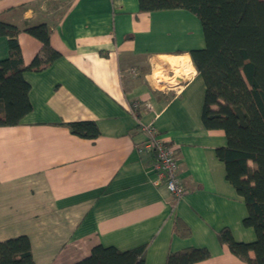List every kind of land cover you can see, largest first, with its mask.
Segmentation results:
<instances>
[{
	"label": "crops",
	"instance_id": "1",
	"mask_svg": "<svg viewBox=\"0 0 264 264\" xmlns=\"http://www.w3.org/2000/svg\"><path fill=\"white\" fill-rule=\"evenodd\" d=\"M0 20L19 29L25 64L41 48L24 31L30 25L47 24L60 54L23 73L31 111L0 126V241L28 236L34 264H72L97 244H146L144 264H164L168 252L188 247L209 251L194 264H247L217 237L224 227L242 242L255 233L215 155L225 135L201 121L205 86L188 51L204 41L193 13L140 11L138 0H0ZM8 54L0 35V59ZM172 56L187 63L172 65ZM73 120L95 121L99 135L71 133L62 122ZM141 125L175 150L185 193L174 209L154 155L140 149ZM174 216L189 236L173 232Z\"/></svg>",
	"mask_w": 264,
	"mask_h": 264
},
{
	"label": "trees",
	"instance_id": "2",
	"mask_svg": "<svg viewBox=\"0 0 264 264\" xmlns=\"http://www.w3.org/2000/svg\"><path fill=\"white\" fill-rule=\"evenodd\" d=\"M173 8L190 11L201 23L204 46L188 51L205 86L201 121L225 135L226 143L215 148V155L224 165L226 180L243 198V225L255 233L253 241L242 242L224 227L218 240L247 264H264V0H138L140 11ZM18 31L0 20V35L8 36L9 46L8 56L0 59V126L16 125L31 111L23 73L40 71L60 55L49 43L48 25H30L24 31L37 38L41 48L25 64ZM62 124L79 137L99 135L93 120ZM176 201L172 198V209ZM172 229L181 237L190 235L189 226L176 216ZM145 248L146 244L127 250L97 244L72 264H144ZM208 256L206 247H188L168 252L164 264H194ZM0 264H34L28 236L0 241Z\"/></svg>",
	"mask_w": 264,
	"mask_h": 264
},
{
	"label": "built area",
	"instance_id": "3",
	"mask_svg": "<svg viewBox=\"0 0 264 264\" xmlns=\"http://www.w3.org/2000/svg\"><path fill=\"white\" fill-rule=\"evenodd\" d=\"M137 105V103H133L131 108ZM141 129L145 135V140L140 149L154 151L153 169L157 174V180L163 182L172 198L179 199L185 193V188L177 177V160L173 146L158 136L151 125H141Z\"/></svg>",
	"mask_w": 264,
	"mask_h": 264
},
{
	"label": "bare ground",
	"instance_id": "4",
	"mask_svg": "<svg viewBox=\"0 0 264 264\" xmlns=\"http://www.w3.org/2000/svg\"><path fill=\"white\" fill-rule=\"evenodd\" d=\"M169 60V62L172 64V65H175L176 63L179 64V65H183V62L185 61V63H187V56H172V57H169L167 59V61ZM179 62V63H178ZM185 73V72H184Z\"/></svg>",
	"mask_w": 264,
	"mask_h": 264
},
{
	"label": "rangeland",
	"instance_id": "5",
	"mask_svg": "<svg viewBox=\"0 0 264 264\" xmlns=\"http://www.w3.org/2000/svg\"><path fill=\"white\" fill-rule=\"evenodd\" d=\"M181 71H182V69H181ZM167 79V78H166Z\"/></svg>",
	"mask_w": 264,
	"mask_h": 264
}]
</instances>
